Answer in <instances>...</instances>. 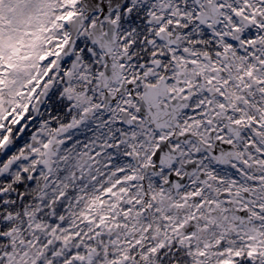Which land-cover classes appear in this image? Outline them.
<instances>
[{
	"label": "snow or ice",
	"instance_id": "obj_1",
	"mask_svg": "<svg viewBox=\"0 0 264 264\" xmlns=\"http://www.w3.org/2000/svg\"><path fill=\"white\" fill-rule=\"evenodd\" d=\"M0 264H264V0H0Z\"/></svg>",
	"mask_w": 264,
	"mask_h": 264
}]
</instances>
